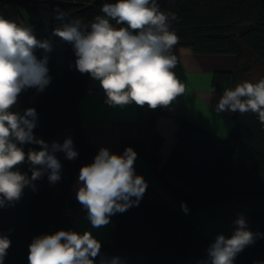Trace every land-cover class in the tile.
<instances>
[{
	"label": "trees",
	"instance_id": "trees-1",
	"mask_svg": "<svg viewBox=\"0 0 264 264\" xmlns=\"http://www.w3.org/2000/svg\"><path fill=\"white\" fill-rule=\"evenodd\" d=\"M116 0H0V9L9 3L27 13H36L38 20L31 26L38 40L50 39V85L42 93L29 89L22 93L17 109L35 108L38 124L34 135L48 141L57 132L71 136L75 160L58 158L62 164L61 180L51 185L47 175L35 181L37 191L25 188L21 199L0 208V234L8 235L11 246L4 264H28L29 245L33 238L58 230H72L79 203L69 194L81 163L95 153L93 144L83 137L78 115V101L87 87L88 74L70 67L75 56L70 44L52 35L59 22L54 19L57 5L69 17H81L85 24L96 15L104 3ZM163 11L175 12L178 21L172 30L179 37L177 45L188 46L197 53H230L237 59L235 72L215 70L212 90L234 88L245 80L257 82L264 78L259 71L252 78L256 65L264 66V0H158ZM1 16V15H0ZM114 23V22H113ZM38 58L43 50L37 49ZM255 78V79H254ZM166 107L136 109L139 131L124 135L122 152L132 147L153 172L162 178L170 191L191 210H199L226 200L264 196V126L256 114L234 113V123L224 138L213 137L200 125L183 120L175 131V140L159 169L163 136L156 118ZM39 150L38 145H24ZM27 172L28 165L20 167ZM136 174L145 176L137 169ZM171 175L179 184L164 177ZM149 188V182L147 181ZM146 192L139 204L111 217L115 245L101 239L100 258L120 257L122 264H197L206 259L203 247L206 238L166 201L151 202ZM250 231L260 233L255 243L247 246L234 264H254L264 261V208L249 212ZM11 230V231H10ZM227 235L226 237H230Z\"/></svg>",
	"mask_w": 264,
	"mask_h": 264
},
{
	"label": "clouds",
	"instance_id": "clouds-1",
	"mask_svg": "<svg viewBox=\"0 0 264 264\" xmlns=\"http://www.w3.org/2000/svg\"><path fill=\"white\" fill-rule=\"evenodd\" d=\"M100 11L102 15L85 24L81 17H69L59 5L53 8L59 24L52 35L72 46L75 62L70 67L99 82L104 103L110 107H169L186 90L175 72L179 37L172 23L179 20L177 14L163 11L158 0H116L104 3ZM37 49L43 50L40 58ZM52 51L50 39L38 40L32 27L0 16V208L14 206L25 188L37 191L34 182L45 175L51 185L59 182L62 164L56 153L63 152L70 161L79 155L71 136L49 144L34 135L35 108L15 110L22 93L29 89L42 93L50 85L48 54ZM214 110L218 114L251 112L264 126V78L225 89ZM28 144L38 145L39 150L25 152L23 146ZM137 157L130 146L122 154L101 147L93 162L81 166L76 199L93 228L107 226L112 216L139 206L148 184L136 174ZM25 164L30 176L20 171ZM180 207L189 213L185 202ZM233 224L231 236L218 234L206 249V259L197 264H234L237 255L261 236L248 229L243 214L238 213ZM10 246L8 235L0 234V264ZM99 256L101 242L91 231L58 230L33 238L28 264H97ZM99 264H122V260L101 257Z\"/></svg>",
	"mask_w": 264,
	"mask_h": 264
},
{
	"label": "crops",
	"instance_id": "crops-1",
	"mask_svg": "<svg viewBox=\"0 0 264 264\" xmlns=\"http://www.w3.org/2000/svg\"><path fill=\"white\" fill-rule=\"evenodd\" d=\"M6 5L0 9L1 16L23 25H25V22H28L25 20L23 10L14 6L7 7ZM175 54L178 57V64L175 72L179 79L185 84L186 90L184 94L177 97L169 107H166V111L163 114L158 115L156 118L157 129L163 136V143L160 150L162 158L159 169L162 167L174 143L175 131L183 120H188L200 125L215 138L226 137L234 123L233 112H221L219 114L215 112V105L224 90H212L210 87V80L215 70L235 72L238 63L235 55L230 53H197L190 47L181 45L175 46ZM87 87L100 86L99 82L93 81L90 76H88ZM104 100L105 94L84 91L78 101V115L81 131L85 141L94 145L95 153L81 163L75 174L69 191L70 196L74 199H76V182L81 166L93 162L94 156L101 147H107L111 152L122 154V137L124 135L137 134L139 131L136 119L137 105L131 104L124 108H114L105 104ZM65 138L66 136L63 133L57 132L47 143L51 144L53 141L62 143ZM56 155L58 158L65 157L63 152H58ZM135 169L139 170L149 182V188L146 192L148 201H166L173 207L179 208V212L190 223L193 222L191 215L189 217V215L181 210L179 204L176 205L175 202L172 203V201L167 198L170 196L168 194L169 192L166 190L167 185L165 181L157 176L149 165L140 157H137L135 161ZM164 177L180 186L174 178L167 176L166 173H164ZM160 181L166 186H163ZM153 189H155V191L152 193ZM230 201H232V199L201 208L205 211L206 215L223 212L222 214L224 215L213 218L209 217L210 220L205 223L211 224L212 226L216 225V227H213L210 231L219 232L220 230L225 237L232 234L235 227L233 221L237 219L238 214L236 212L232 213V215L229 214L230 208L223 206ZM242 214L246 218L248 229H250L249 211ZM85 217L86 212L79 204V209L73 224L75 229L80 232L86 230L91 231L94 237L115 245L116 240L111 228V222L107 226L97 229L93 228ZM230 218L231 220H228ZM220 220H222V223ZM193 226H196L194 230H197L206 238V244L202 250L203 255L206 257V249L210 245V242H213L207 237L209 235L207 233L209 229L206 232L203 231L199 224H194Z\"/></svg>",
	"mask_w": 264,
	"mask_h": 264
},
{
	"label": "rangeland",
	"instance_id": "rangeland-1",
	"mask_svg": "<svg viewBox=\"0 0 264 264\" xmlns=\"http://www.w3.org/2000/svg\"><path fill=\"white\" fill-rule=\"evenodd\" d=\"M6 6L7 7H11V6L17 7L15 4H12V3H9ZM6 6H5V8H6ZM23 12H24L25 20L28 21L27 23L25 22V26L28 25L31 27L34 24V22H36L38 20V15L36 13H27L25 11H23ZM259 71H264V66H262V65L254 66V68L251 71L252 78L257 76ZM166 174H167V176L173 178L168 173H166ZM160 182L162 183L163 186H166V185H164V183L162 181H160ZM167 188L168 187H166V190L169 192L168 194L172 199L170 197H167V198L169 200H171L172 203L175 202L176 205H178V204L181 205V201L170 191V189H167ZM154 191H155V189H153L152 193ZM233 204H234V206H233ZM223 206L230 208L229 214H231V215H232V213H235V212L239 213V214H242L245 212L247 213L248 211L250 212L251 210H254V209L264 208V196L235 198V199H232V201H230L229 203H225V205H223ZM176 210L179 211V208H176ZM222 213L223 212H217L215 214L206 215L205 211H203V209H200V210H191L190 209V211L187 215H189V217L191 215V219L193 221V222H191L192 225L199 224V226H201L203 231H206V232L209 229V231L207 232L209 235L207 237H208V239L214 241L215 237L218 234H222L223 232H221L220 230H219V232L210 231L213 227H216V225L212 226L211 224H206L205 222L210 220L209 217L213 218V217H220L221 215H224ZM228 220H231V218ZM220 221L222 223V220H220ZM195 227L193 226V228H195ZM220 228H221V226H220Z\"/></svg>",
	"mask_w": 264,
	"mask_h": 264
},
{
	"label": "built area",
	"instance_id": "built-area-1",
	"mask_svg": "<svg viewBox=\"0 0 264 264\" xmlns=\"http://www.w3.org/2000/svg\"><path fill=\"white\" fill-rule=\"evenodd\" d=\"M85 91L104 94L103 90L100 87H86Z\"/></svg>",
	"mask_w": 264,
	"mask_h": 264
}]
</instances>
